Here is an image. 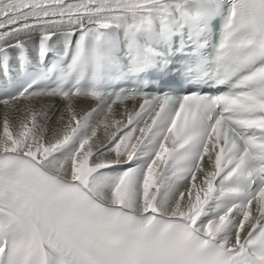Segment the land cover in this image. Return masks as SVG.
<instances>
[{"label": "snow or ice", "instance_id": "obj_1", "mask_svg": "<svg viewBox=\"0 0 264 264\" xmlns=\"http://www.w3.org/2000/svg\"><path fill=\"white\" fill-rule=\"evenodd\" d=\"M0 105V264H264V0H0Z\"/></svg>", "mask_w": 264, "mask_h": 264}, {"label": "bare ground", "instance_id": "obj_2", "mask_svg": "<svg viewBox=\"0 0 264 264\" xmlns=\"http://www.w3.org/2000/svg\"><path fill=\"white\" fill-rule=\"evenodd\" d=\"M50 104H56L57 108H61L63 107V102H60V101H55V100H49V99H44V100H41L39 102V105L36 104L35 101H33L31 103V105L28 104V102H25L24 105L21 106V116L24 114V108L25 106H30V107H39V106H46V105H50ZM89 104L92 105V103L90 101H81L80 102V108H84V109H87ZM6 110L3 108L2 105H0V118H2L4 112ZM10 112V115H15V113H12L11 110H8ZM19 118V117H17ZM98 135H103V131L101 130Z\"/></svg>", "mask_w": 264, "mask_h": 264}]
</instances>
